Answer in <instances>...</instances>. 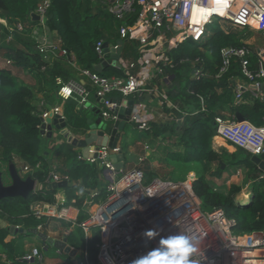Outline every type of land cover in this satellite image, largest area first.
<instances>
[{"label":"built area","instance_id":"built-area-1","mask_svg":"<svg viewBox=\"0 0 264 264\" xmlns=\"http://www.w3.org/2000/svg\"><path fill=\"white\" fill-rule=\"evenodd\" d=\"M107 2L108 9L120 20L134 10L133 4L136 3L137 16L131 24L124 21L120 24L118 38L115 41L103 37L95 41L97 62L94 66L107 60L119 46L122 49L123 43L128 40L138 42L139 56L136 60H128L121 56L120 51L117 58H111L109 65L120 68L123 75H104L95 69L82 67L79 68V72L87 78L88 83L76 78L56 80L57 94L63 101L71 99L79 107L90 108L94 102L91 98L97 100L96 108L101 116L98 128L107 136H110L113 124L118 119L117 109L122 106V100L134 101L128 123L141 131L149 128L150 117L146 105L138 96L147 90L145 85L150 78V68L154 67L160 77L167 80L169 76L164 74V70L173 66L170 52L187 39L199 41L205 34L207 24L217 20L224 24L222 28L225 31L229 28H252L260 33L264 41V0H107ZM49 4V0H42L37 4L34 12L39 18L30 27L29 22L24 23L20 20L9 26L6 39H11L13 31H23L29 27L35 48L45 60L64 57L67 62L76 66L75 55L62 46L60 37L51 38L44 28ZM158 37L163 38L165 42L163 48H149L150 41ZM251 51L247 44L223 45L219 49L220 64L216 76L225 72L233 59L239 61L241 75L229 79L235 103L240 102L245 92L251 98L264 100V43L259 51H256L258 61L254 69L250 67L248 58ZM5 63L9 64L10 60L6 59ZM192 66V76L199 77L200 62L195 61ZM159 95L161 101H165L168 107L176 108V105L167 99L165 91ZM199 101L203 109L201 96ZM40 105L43 108L39 113L40 129L50 112L59 114L65 120L60 105L49 107L46 102H40ZM172 120L179 121L180 118ZM215 122L214 138H220L251 154L264 153V123L255 125L246 119L238 121L235 116L233 118L216 116ZM43 130L45 133L47 129ZM71 134L75 137L73 133ZM82 136L84 134L80 137ZM63 139L76 147L71 140L68 141L66 137ZM121 139L120 134L115 146L95 142L86 144V155L82 154L81 148L77 151L78 159L101 168L104 181L103 196L100 195L98 188L88 191L84 196L81 210L86 216L82 220L78 221L77 215L73 217L69 214V206L59 204L58 207V202H34L31 205L34 216L54 217L70 222L71 227L82 232V243L97 233L98 264H132L134 259L156 247L159 236L154 240H148L143 235L144 231L150 228L156 229L160 236L176 233L188 236L196 248L192 256L195 264H264V228L239 232L233 227V219L228 217L222 208L204 209L191 187L193 174L181 180L157 176L147 179L138 163L125 168ZM143 148L148 149V146L143 144ZM119 152L123 153V166L116 169L111 155ZM138 161L142 162L143 156H138ZM29 169L28 165H24L22 172ZM62 179L67 180V176L50 171L45 181L50 183ZM35 182L37 190L42 184L37 180ZM64 231L66 235L61 241L68 245L66 236L72 230L66 228ZM51 245L53 244L44 242L42 247L31 246L17 257V260L48 264L44 261L42 249L46 250ZM58 251L64 250L58 248ZM77 251V248L70 246L68 253L74 256ZM83 254V257L79 256L80 260H77L76 264H90L86 252Z\"/></svg>","mask_w":264,"mask_h":264},{"label":"trees","instance_id":"trees-1","mask_svg":"<svg viewBox=\"0 0 264 264\" xmlns=\"http://www.w3.org/2000/svg\"><path fill=\"white\" fill-rule=\"evenodd\" d=\"M40 1L42 0H0V18L11 25L18 20L29 22L30 27V24L36 23L31 13ZM49 3L44 28L48 33L53 30L57 32L62 46L75 55L76 66L71 65L64 57L45 60L35 48L29 27L23 31H13L11 39H6L4 54L10 63L0 66V169L6 166L8 172V164H13L23 177L30 176L42 184L26 197L0 199V218L11 224H22L25 228L38 225L44 228L49 220L56 219L47 216L37 218L30 208L31 203L36 200H54L57 189L48 188L45 181L50 171L67 176L68 184L64 187L66 204L73 203L79 207L78 221L86 216L81 210L83 197L88 191L97 188L103 196L104 181L101 168L78 159L76 147L66 143L64 139L58 142L57 146H53L49 162L42 152L48 140L40 133L39 128V113L43 108L39 109L33 104L32 87L20 80L12 67L28 72L50 85L56 84L57 76L67 80L77 72L80 74L79 68L94 69V63L97 62L95 41L101 37L115 41L120 24L123 21L128 24L134 22L138 10V5L134 3V10L120 20L108 9L107 0H49ZM220 24L217 20L207 24L205 34L199 41L187 39L170 52L173 66L164 70V74L170 77L165 86V94L176 108L168 107L165 101L161 104L168 115L173 118L180 116L182 119L179 122L171 120L170 123L161 119L151 120L149 128L142 132L139 140L148 148L158 151L167 160L195 165L191 187L204 209L222 208L225 214L233 219L236 231H257L264 228V171L251 160L249 151L239 147L238 151L216 149L213 147V138L216 135V116L233 118L235 113L239 112L253 124H263L264 100L251 98L245 92L240 102H234L229 79L241 75L238 59H233L228 69L216 76L220 64V47L246 44L241 40L239 30L229 28L225 31ZM15 39L23 41L25 46L15 45ZM164 44L163 38L158 37L153 38L148 47L161 49ZM247 45L252 50L248 58L250 67L254 69L258 54L254 47ZM121 56L136 60L139 56L138 42L125 41ZM195 61L200 62L199 77L191 74ZM99 73L123 75L120 68L111 65L105 66ZM199 96L203 99V109ZM144 98L139 97L140 100ZM61 101L66 125L74 132H84L91 119L89 108L79 107L71 99L63 101L58 98L54 104ZM212 164H215L214 168ZM24 165L30 167L27 172H22ZM230 167L245 170V178L241 183H230L226 191L209 183L206 175L219 178ZM143 168L146 178H152L148 167ZM246 183H250L249 196L244 200L236 199V194ZM76 191L81 192L82 196H78ZM61 223L65 227L71 225L62 219ZM73 233L70 232L66 236L67 239L78 240L75 231ZM7 235V230L0 227V249L5 254V259L13 264H26L18 261L17 257L25 252V239L32 234L22 232L6 239ZM98 241V235L94 233L91 239L80 243L79 255L83 257V252H86L90 264H98Z\"/></svg>","mask_w":264,"mask_h":264},{"label":"crops","instance_id":"crops-1","mask_svg":"<svg viewBox=\"0 0 264 264\" xmlns=\"http://www.w3.org/2000/svg\"><path fill=\"white\" fill-rule=\"evenodd\" d=\"M9 26H11L10 23H8L5 19L0 18V66H4L5 65V61L7 59V56L4 54V52H5L4 43L6 42V36L8 34ZM49 35H50L51 38H55V36H58L57 32L54 31V30L49 32ZM14 43H15V45L20 46V47H24L25 46L24 42L20 41L19 39H15ZM29 44H30V41H29ZM262 46H263V44L261 46H257V47H254V48H255L256 51H259V48L262 47ZM12 69H13L14 74H16L17 77L20 80H22L24 83H26V84H28L29 86L32 87V90H33V104L37 108H39V109L41 108L40 102H46V104L49 107L53 106V105H60L62 107V101L54 104V102L58 98H60L59 95L57 94V83L55 85H50V84L45 83V81L42 80V79L33 77L28 72H27V76H26L25 71L19 70V69L15 68V67H12ZM149 72H150V78L147 80V83L145 85L147 90L143 91L138 96V98L139 97H142V98L145 97L141 101L144 102L145 105H146V109L148 111V114H149V117H150V121L151 120H157V119L165 120L167 118V117H165V115H168V114H167L166 111L163 110V107H162V104H161V102H162L161 100L162 99H161L159 94L162 91H165V86H166L167 82L169 81L170 77L167 80L162 78V76L160 77V75L158 74V72H156V69L154 67H151ZM22 75L24 77H22ZM57 78L62 79L59 76L56 77V80H57ZM71 78L80 79L81 81H84L85 83H88L87 78L84 77V76H80V74L78 72H77V74L74 77H71ZM49 99H52V100H55V101L50 102ZM91 100H93L94 102L92 103L93 105H92V107L89 108V110H90V113L95 114V116L97 118V114L95 113V109H97L96 108L97 100L96 99H92V98H91ZM171 117L173 118V116H171ZM96 118L91 116L90 120L94 121ZM179 118H180L179 121H181L182 118L180 116H179ZM67 129L71 133H73V135L78 136V137H80L81 135L84 134V132H80V133L79 132H74L73 129H71L68 126H67ZM52 131L53 132H52L51 136L46 135L47 132H49L48 130H46L45 133L43 134L48 141H47L46 146L43 147V151L42 152L45 154V156L49 160V162H51V156H52V152L54 150L53 146H57L58 142H60L59 138L62 137L59 134L58 130L54 128V126L52 127ZM213 147H214V145H213ZM141 149H142L143 152H145V154H148V152H146L147 149H144L143 145L141 146ZM140 156H142V155H140ZM143 159H144V156H143ZM142 168H143V166H142ZM143 170H145V169L143 168ZM0 171L3 172L2 169H0ZM7 174H8V172H7ZM189 174H191V173H189ZM8 177H9V174H8ZM248 189H249V193L247 194L246 191ZM75 193L78 196H82L81 192H79V191H76ZM249 194H250V183H246L245 186L237 194V195H241V196H238L239 197L238 199L239 200H244V199H246L249 196ZM83 199H84V197H83ZM66 200L67 199H66L64 187L63 188H57V191L54 193V200L51 201V203L58 202V205H57L58 207L60 206L59 204L69 206V214L71 216H73V217H76V215L78 217L79 212H80L79 211V207L73 205V203L66 204ZM36 201H42V200H36ZM36 201H34V202H36ZM34 202H32L31 205ZM43 202H47V201H43ZM31 205H30V208H31ZM0 219L4 220L2 218H0ZM63 221L68 222L66 220H63ZM5 222L7 224H11V223H9L7 221H5ZM61 224H62L61 223V219H57L56 218V219L49 220L48 224L44 228L41 227L40 225H38L36 227H40L42 229V231L47 234V236L51 237L48 234V232L50 230L56 229V228H58L60 226H63L64 230H65V228H67L63 224L62 225ZM13 225H15L16 227H22L24 229L32 228V227L25 228L22 224H13ZM2 228H4V227H2ZM73 231H75V230H73ZM7 232H8V235H7L6 239L13 238L17 233H22V232L10 233L8 230H7ZM51 238L53 240H58V239L53 238V237H51ZM81 244H80V246H81ZM43 245H44V242L42 240H40L39 238H37L35 234H32L31 236H29L28 238L25 239L24 250L27 251L31 246L42 247ZM55 248H56L55 245H51V246H48V248L46 250L42 249V254H43L45 262H47L48 264H76L77 263V257L80 256L79 255V251H80L81 248L78 249L76 255H74V256L72 254L64 252V251L58 252V250H54ZM0 264H13L10 260L5 259V254L1 252V249H0ZM26 264H33V263H26Z\"/></svg>","mask_w":264,"mask_h":264},{"label":"water","instance_id":"water-1","mask_svg":"<svg viewBox=\"0 0 264 264\" xmlns=\"http://www.w3.org/2000/svg\"><path fill=\"white\" fill-rule=\"evenodd\" d=\"M31 17L35 20L39 18V16L33 12L31 13ZM120 42V41H119ZM121 51V46H119L115 53L110 54V57L102 63L94 66V69L98 72H101L103 68L109 65L111 58H117ZM107 56V55H106ZM264 90V86H263ZM119 102V100H117ZM134 101L132 99L122 100V106L119 107L118 110V119L114 122L113 128L111 129L110 136L104 135L102 129H99L98 125L101 120L100 112L98 109H95V113L97 114V118L88 121V128L84 131V136L82 137H73L69 130L67 129V125L65 120H63L59 114H52L51 112L45 118V122L41 124L40 133H44L43 128H46L49 132L46 135L51 136L52 127L58 130L59 134L62 137H66L67 140H71V143L74 144L77 148H81L82 154L86 155V144L95 142L96 144H108L109 146H115L116 142L120 137L121 131L125 128L126 124L129 121V115L132 110V106ZM236 120H243L244 117L239 113H235ZM63 134V135H62ZM123 153L119 152L117 154L111 155V160L116 169H119L123 166ZM251 160L264 171V153L260 155L251 154ZM224 167V163H221V168ZM8 174L10 178L9 183H5L3 179L2 172L0 171V199L4 197H13V196H21L26 197L29 193L35 190V179L30 176L23 177L17 168L13 164H8ZM68 184V180L62 179L59 181H51L47 184L48 188L57 189L63 188ZM0 226L4 227L10 233L13 232H29L35 234L37 238L42 240L45 243L53 244L58 248H62L64 252H69L70 246L65 245L64 241H59L61 244L53 243V239L47 236L46 233L42 231L40 227H32L28 229H24L22 227H16L13 224H7L4 220L0 219ZM73 252V251H71ZM77 260H80V257H77Z\"/></svg>","mask_w":264,"mask_h":264},{"label":"rangeland","instance_id":"rangeland-1","mask_svg":"<svg viewBox=\"0 0 264 264\" xmlns=\"http://www.w3.org/2000/svg\"><path fill=\"white\" fill-rule=\"evenodd\" d=\"M223 25L224 24H220L221 27ZM231 30H239L241 40L244 43L249 44L252 47L261 46L264 43L263 38L261 37L260 33L255 29L244 27V28H231ZM25 74L27 76L26 72ZM22 77L24 76L22 75ZM90 116L96 118L95 114L93 113H90ZM165 117L167 118L163 121H165L166 123H170V120L172 119L171 115L170 116L165 115ZM142 132L143 131L133 127L131 123H127L125 128L120 133L122 136L121 143H122V147L124 149V155H125L124 156L125 168H130L135 163H138V165H140L141 167L142 166L145 168L148 167V169L152 172V177L157 176L161 178H170L173 180H181V179L186 178L189 175V173L191 174L194 173L195 165L193 164H185L181 162L178 163L175 161L167 160L158 151L154 149H150V148H148L146 151L148 152V154H145V152H143L141 149V146L143 145V143L139 140V137L142 134ZM59 139L60 141L61 140L63 141L62 137H60ZM219 139L218 138L213 139V145L216 149L225 148L228 151H238L237 147L231 146L228 142L222 139L220 140ZM76 149L78 150L79 148L76 147ZM140 155L144 156V159L142 162L138 161V156ZM214 167H215V164H212V168ZM197 168L200 169V167H197ZM2 170H3L2 175H3L4 182L9 183L10 178L8 177V174L6 172V166H2ZM206 177L212 186L222 191H226L230 183L239 184L242 182V180L245 178V170L243 168L235 169L233 167H230L219 178L217 177L212 178L208 175H206ZM246 192L248 194L249 189ZM238 196H241V195H236V199L239 198ZM67 228L71 229L72 233L74 232L73 230H75V236L79 240L78 241L75 238L67 239L68 245L79 249L80 243L82 241L81 232L74 227L72 228L71 226H68ZM48 234L51 237L56 238L58 240H62V238L66 235L63 226L50 230ZM73 236H74V233H73ZM56 248L54 250H58V248L57 249Z\"/></svg>","mask_w":264,"mask_h":264},{"label":"clouds","instance_id":"clouds-1","mask_svg":"<svg viewBox=\"0 0 264 264\" xmlns=\"http://www.w3.org/2000/svg\"><path fill=\"white\" fill-rule=\"evenodd\" d=\"M143 235L148 240L159 236V240L155 248L134 259L132 264H195L192 256L196 248L191 239L183 233L160 236L156 229L150 228L145 230Z\"/></svg>","mask_w":264,"mask_h":264},{"label":"bare ground","instance_id":"bare-ground-1","mask_svg":"<svg viewBox=\"0 0 264 264\" xmlns=\"http://www.w3.org/2000/svg\"><path fill=\"white\" fill-rule=\"evenodd\" d=\"M230 144V143H229ZM230 145H232V144H230ZM233 146V145H232ZM237 195V194H236ZM247 195V194H246ZM245 196V195H244ZM53 241V243H56V244H61L59 241L60 240H52Z\"/></svg>","mask_w":264,"mask_h":264}]
</instances>
